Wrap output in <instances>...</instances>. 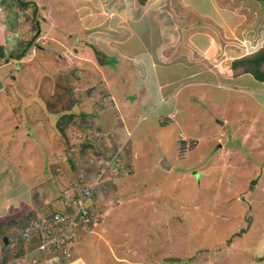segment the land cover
Wrapping results in <instances>:
<instances>
[{
    "label": "rangeland",
    "instance_id": "1",
    "mask_svg": "<svg viewBox=\"0 0 264 264\" xmlns=\"http://www.w3.org/2000/svg\"><path fill=\"white\" fill-rule=\"evenodd\" d=\"M72 1H1L0 46L10 63L0 66V260L22 247L37 251V237L22 240L23 223L64 203L74 210L93 185L88 222L68 230L70 255L42 248L24 261L264 264L263 106L235 82L195 87L191 79L180 83L173 120L161 122L135 102L128 111L110 92L130 100L124 85L131 73L100 58L93 35H82L86 45L78 40L80 19L98 14L93 30L105 31L102 3L111 9L115 1ZM248 1L215 0L221 20L196 11L193 21L224 46L248 36L247 51L234 60L264 48V3ZM26 2L34 5L22 7ZM151 2L165 12L166 0ZM72 3L86 14L75 16ZM234 60L233 77L243 75ZM110 69L120 73L114 80ZM165 160L173 167H163Z\"/></svg>",
    "mask_w": 264,
    "mask_h": 264
},
{
    "label": "crops",
    "instance_id": "2",
    "mask_svg": "<svg viewBox=\"0 0 264 264\" xmlns=\"http://www.w3.org/2000/svg\"><path fill=\"white\" fill-rule=\"evenodd\" d=\"M114 1L113 5L117 8L111 9L107 7V3L101 2L106 6V11L100 14L106 18L105 31L103 27L99 31L93 30L97 26L94 24L97 23L98 14L82 20L83 22L80 19L78 24L81 36L78 40L85 44L82 35L84 33L93 35L95 44L102 48L100 51L103 57L118 63L120 73L121 71L131 73L133 81H125L128 83L127 89L124 85L125 93L130 100L123 98L119 101L116 94L109 93L116 102H124L128 111H131L132 103L135 102L139 110L156 113L161 122L162 119L173 120L178 112L176 106L180 103L177 99L180 83L191 79L195 80V87L213 86L219 83L217 81L227 84L235 82L236 86L243 89L244 92L241 94L246 95L250 92L252 94L250 98L258 101L264 109V83L255 80L249 74L233 77L229 67L235 57L247 51V44L250 43L246 39L248 36L243 40L239 39L237 44L232 42L224 46L217 42L208 30L203 27L198 28L193 23V21L197 23L196 11H205L210 16L215 14L220 20L222 19L225 14L216 12L218 7L215 5V0H166L165 12L156 3H152V0ZM237 1L241 3L242 0ZM248 2L255 6L254 0ZM99 3L94 5V8L99 7ZM73 5L75 16L86 14L85 9L77 13L79 6L76 3ZM155 6L158 9H155ZM93 14H96V10ZM190 16L194 19H190ZM87 21L89 23H84ZM47 34L52 41L51 33L47 31ZM227 38L232 37L227 35ZM7 63H10V60L1 65ZM110 72L108 79L114 80L118 72L112 69ZM232 78L234 79L231 80ZM0 83L3 86V81ZM226 124L225 121L221 123L222 126ZM120 135L128 140L126 131ZM163 167L168 169L173 166L165 160ZM21 264L29 263L23 260Z\"/></svg>",
    "mask_w": 264,
    "mask_h": 264
},
{
    "label": "built area",
    "instance_id": "3",
    "mask_svg": "<svg viewBox=\"0 0 264 264\" xmlns=\"http://www.w3.org/2000/svg\"><path fill=\"white\" fill-rule=\"evenodd\" d=\"M0 0V13L3 8ZM95 188L93 185H87L84 188L83 198L76 203L73 204L74 210L70 217H67L63 214H56L50 220L43 217L39 225H35L33 223H29L26 228L22 230V237L27 241L30 240V237L38 238L39 249H44L45 251H62L65 256H69V247L71 238L69 235L74 232H68L69 228L74 225L78 221L88 222V218L92 213L90 207L88 209V205L85 206V199H89L92 197ZM43 220V221H42ZM90 221V220H89ZM37 234V236H36ZM73 234V233H72ZM7 264H12L9 262Z\"/></svg>",
    "mask_w": 264,
    "mask_h": 264
},
{
    "label": "trees",
    "instance_id": "4",
    "mask_svg": "<svg viewBox=\"0 0 264 264\" xmlns=\"http://www.w3.org/2000/svg\"><path fill=\"white\" fill-rule=\"evenodd\" d=\"M140 1H142V0H140ZM258 1L264 3V0H258ZM24 3L25 2H22V4H24ZM26 4H27V6H25V5L24 6L21 5V6L22 7H28L31 4L34 5V3H32V2H26ZM31 45H32V41H27L26 45L23 47L24 50L19 55H17L15 58L19 59V60L22 59L27 52V48H29ZM95 52L98 54V56H100V58L103 57L102 53L100 51H98L97 49H95ZM9 54H10L9 50L5 46H0V66H1V64L6 63L8 61ZM232 68H233V70H235V72H237L238 70H241V72L244 74L245 73L251 74L257 81L264 83V48H260L258 51L254 52V53L246 55L240 59L234 60L232 63ZM253 182H255V180L252 181V184H253ZM61 201L63 203L64 200H61ZM63 205H65L64 208H61V207L59 208V206H56V208L52 207V209L48 213H46V215H45L46 217H44V218L50 220L56 214L60 213V214L66 215V214H68V212H70L72 210L71 204L69 205V204L64 203ZM36 217L35 218L32 217L31 221L33 222V220H35L36 222L40 223L41 219H39V221H38V219H36ZM32 222H30V221L24 222L22 228H26L27 225L29 223H32ZM242 233H244V231H241L240 234H242ZM21 239H22V237H21ZM2 246L5 249L9 248V246L5 244L4 239L2 240ZM23 252H24V248L22 247L21 253L16 252L15 256L16 257L20 256L23 254ZM10 253H8L7 255L3 254L4 260H8V258L10 257Z\"/></svg>",
    "mask_w": 264,
    "mask_h": 264
},
{
    "label": "clouds",
    "instance_id": "5",
    "mask_svg": "<svg viewBox=\"0 0 264 264\" xmlns=\"http://www.w3.org/2000/svg\"><path fill=\"white\" fill-rule=\"evenodd\" d=\"M96 190V189H95ZM93 196V195H92ZM90 198H92V197H90ZM89 198V199H90ZM46 217V216H45ZM24 229V228H23ZM24 240V239H23ZM8 245V244H7ZM34 249L35 250H37L38 252H41V249H39V243H38V241H36L35 243H34ZM37 251H31V252H28V253H23L22 255H20V256H13V257H9L8 258V260H4V258H3V255L1 256V260H0V264H7V263H9V262H12V264H21V261H23V260H27V258L29 257V256H33V254H35V253H38ZM46 253H47V251H45ZM51 253V252H50ZM50 253H49V257L51 256L50 255Z\"/></svg>",
    "mask_w": 264,
    "mask_h": 264
},
{
    "label": "water",
    "instance_id": "6",
    "mask_svg": "<svg viewBox=\"0 0 264 264\" xmlns=\"http://www.w3.org/2000/svg\"><path fill=\"white\" fill-rule=\"evenodd\" d=\"M0 87H2L1 83H0ZM4 241H5V244L7 245L8 244V239L6 237H4Z\"/></svg>",
    "mask_w": 264,
    "mask_h": 264
}]
</instances>
